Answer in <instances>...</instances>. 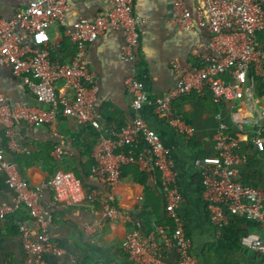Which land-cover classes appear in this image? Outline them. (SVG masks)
I'll return each instance as SVG.
<instances>
[{
    "label": "built area",
    "instance_id": "built-area-1",
    "mask_svg": "<svg viewBox=\"0 0 264 264\" xmlns=\"http://www.w3.org/2000/svg\"><path fill=\"white\" fill-rule=\"evenodd\" d=\"M194 12L187 0H175V21L186 29L208 26L210 51L202 55L200 67L189 70L173 62L174 86L156 99V112L180 133L191 138L195 127L174 110L176 100L197 93H210L217 106V126L214 140L218 152L201 160L203 197L217 236L231 221V214L246 216L258 224L256 231L241 237L244 247L260 251L264 256V191L248 177L241 167L249 166V148L264 156V104L257 94L260 78H264V52L259 46V34L264 32V0H197ZM106 14L93 19L80 18L68 30L75 45L71 56L53 58L51 50L62 46L52 40V28L64 21L72 9L70 0H27L19 14L12 18L0 16V64L11 65L36 98L45 107L15 105L0 92V123L11 126L15 121L30 126L48 125L55 129L59 117L72 116L81 123H90L101 132L93 147L94 173L107 186L123 178L124 167L137 162L136 144L139 135L150 147L154 167L160 173L161 189L170 224L153 223L145 233L140 223L123 239L129 258L136 264H170L165 258L167 247H176L179 264H200L192 251V238L178 212L182 194L177 185L174 164L160 134L140 116L120 130L104 132L97 117L94 75L84 65L88 43L110 29L124 30L122 55L134 60L141 39V19L135 13L134 0H109ZM30 37V38H29ZM64 58V59H63ZM60 83L69 86L60 92ZM133 95L132 107L138 111L148 99L138 67L126 79ZM231 107L232 113L225 111ZM245 107L248 114L241 116ZM248 146L244 150L242 139ZM4 137L0 134V170L16 195L12 202L0 205V218L25 209L30 221L20 220L27 264H42L46 253L62 255L65 249L48 233L53 208L60 204L100 208L111 220L130 218L127 210L117 207L101 189H88L74 171L59 169L40 184H32L15 160L4 154ZM59 157L65 150L55 147ZM49 189L52 199L44 201L42 191Z\"/></svg>",
    "mask_w": 264,
    "mask_h": 264
},
{
    "label": "crops",
    "instance_id": "crops-1",
    "mask_svg": "<svg viewBox=\"0 0 264 264\" xmlns=\"http://www.w3.org/2000/svg\"><path fill=\"white\" fill-rule=\"evenodd\" d=\"M70 1L72 9L64 21L52 28V40L55 42L72 43L68 30L77 20L93 19L108 13L111 8L109 0ZM26 3L27 0H0V16L15 17ZM187 3L195 12L198 1L187 0ZM174 5L175 0H134L135 13L141 19V39L134 60L123 58L124 30L110 29L88 43L84 65L94 75L97 117L106 133L130 126L140 116L160 134L173 161L182 194L178 212L192 238V251L200 264H264L260 251L242 244L234 247L221 245L208 214L200 164L205 156L218 152L214 140L217 106L212 97L193 94L175 101V112L182 113L195 127L191 138L177 131L156 112V99L175 84L173 62L196 70L200 67L202 55L210 51L208 26H197L192 30L181 27L175 21ZM71 46L67 44V52L62 57L72 55L74 47ZM136 67L148 95L138 111L132 107L133 95L126 85L128 75ZM68 91L69 86L60 83V92ZM0 92L13 105L46 106L25 81L15 75L11 65L0 64ZM257 94L264 104V94L260 95L258 88ZM225 111L228 115L233 112L230 105ZM240 113L241 116L248 114L245 107H241ZM54 128L30 126L21 121H15L11 126L0 123V134L4 140L6 137L5 157L15 160L25 177L35 185L59 169L72 170L84 180L88 189H101L117 207L127 210L130 218L111 220L102 209H94L88 204L56 205L48 233L61 243L65 252L62 255L46 253L42 264H136L124 248L123 239L127 233L140 223L148 234L153 230L154 222L166 225L169 219L160 173L154 167L150 147L139 135L135 146L138 161L126 165L123 178L113 186H107L94 171H89L93 165V147L101 131L90 123L62 115ZM58 144H62L65 150L62 157L55 151ZM248 151L251 156L249 166L243 165L241 170L253 182H260L264 187V156H259L252 148ZM15 195L7 174L0 170V205L12 202ZM52 196L49 189L42 191L44 201H49ZM20 220H27L34 227L25 209L5 219L0 218V264H27L18 227ZM242 224L246 231L260 229L254 222ZM164 258L170 264L180 263V255L174 246L166 248Z\"/></svg>",
    "mask_w": 264,
    "mask_h": 264
},
{
    "label": "trees",
    "instance_id": "trees-1",
    "mask_svg": "<svg viewBox=\"0 0 264 264\" xmlns=\"http://www.w3.org/2000/svg\"><path fill=\"white\" fill-rule=\"evenodd\" d=\"M258 42H259V46L261 47V49L264 52V32L259 34ZM67 44H68V46L72 45L71 47H74V50H75L74 44L65 41L62 43V46L60 48L51 50L52 57L54 59L62 57L63 54L65 52H67V48H66ZM258 93L260 95L264 94V78H260V82H259V86H258ZM194 94H197V93H194ZM203 96H210L211 97V94L208 92ZM187 97H190V96H187ZM184 98H186V97H184ZM203 99L205 100V98H203ZM178 108H179V111L182 112L180 109V105H178ZM239 136L242 139L244 150L245 151L248 150V146L246 145V143L243 140L244 135L242 133H240ZM4 147H6V137H5V141H4ZM94 165H95V160L93 158V165L91 166L89 171H94ZM255 184L264 191V187L261 185L260 182H255ZM168 218L169 219H168L167 224H170L171 227H174V225H175L174 221L170 217H168ZM243 222H250L251 223L253 221L248 219L246 216H243L240 214H231L230 223L228 225L222 227V229H221L222 235L219 238V243L225 247H234V246H238L239 244H241V237L244 234H246L247 232H249V231H246L242 228ZM205 257H206V255H205Z\"/></svg>",
    "mask_w": 264,
    "mask_h": 264
}]
</instances>
